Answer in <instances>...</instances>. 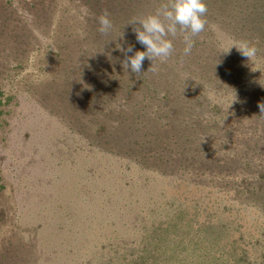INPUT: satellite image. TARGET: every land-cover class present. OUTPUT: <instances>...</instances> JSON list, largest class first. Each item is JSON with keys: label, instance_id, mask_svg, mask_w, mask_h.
<instances>
[{"label": "rangeland", "instance_id": "374dc122", "mask_svg": "<svg viewBox=\"0 0 264 264\" xmlns=\"http://www.w3.org/2000/svg\"><path fill=\"white\" fill-rule=\"evenodd\" d=\"M132 1L0 0V264H264V0H204L143 75L118 47L166 0Z\"/></svg>", "mask_w": 264, "mask_h": 264}, {"label": "clouds", "instance_id": "9594fccd", "mask_svg": "<svg viewBox=\"0 0 264 264\" xmlns=\"http://www.w3.org/2000/svg\"><path fill=\"white\" fill-rule=\"evenodd\" d=\"M208 8L204 0H166L155 12L141 18H134L129 24L134 25L133 32L136 40L145 46L146 51L134 49L132 45L127 48L119 46L124 53L122 67L131 70V73L141 74L143 62L147 58L151 61V67L147 71H154L153 63L157 59L167 60L173 52V39L182 36L184 42V55H190L194 46L193 37L205 30L208 23L206 14ZM98 31L102 35H108L114 25L107 12L98 18ZM237 47L241 55L250 60L256 56L257 48L248 41H242ZM264 112V104L260 105Z\"/></svg>", "mask_w": 264, "mask_h": 264}, {"label": "trees", "instance_id": "16d2710c", "mask_svg": "<svg viewBox=\"0 0 264 264\" xmlns=\"http://www.w3.org/2000/svg\"><path fill=\"white\" fill-rule=\"evenodd\" d=\"M131 2H133L132 0H131ZM205 2V1H204ZM136 4L137 3H133V9H136ZM119 11H120V13L122 12V8H120L119 9ZM136 14H135V18H141V17H144L145 15H143V13H142V10L140 9L138 12H135ZM264 19V13H263V15L260 17V19H259V21L260 22H262V20ZM113 25H114V27H113V29L111 30V32L112 33H115V32H118V31H116V29H118V30H121L122 31V33H125L127 30H125L126 28H128V27H133L132 25H129L128 23H121V24H119V23H117V22H114L113 23ZM258 29H260V27H255L254 28V30L253 29H249L251 32H256ZM115 30V31H114ZM245 33H249V31H246ZM264 36V35H263ZM141 75H143V73L141 74ZM131 84H133L132 82H131ZM131 85H130V83H129V87H130ZM151 86V85H150ZM134 88V87H133ZM128 91H130L129 89H128ZM253 92H255V97H252L251 95H248V98L250 99V100H255L256 99V97H257V93H256V91H255V89L253 88V90H252ZM261 98H264V94H261ZM262 140L264 141V137L262 138ZM258 144H260L259 143V141H255V144H252V145H249L248 147H249V149L248 150H250V151H254L255 149H256V147H257V145ZM260 145H264V144H260ZM263 148H264V146H263ZM257 150V149H256ZM258 151V150H257ZM263 152H264V150H263ZM241 154L242 153H239L238 152V156H241ZM216 163V164H215ZM221 164V162H219L218 163V161H211L210 163H209V161L207 160V162H205V166H212V167H209V168H213L214 169V167H217L218 169H214L215 171H217L218 173H221V172H223L222 171V169L220 168V165ZM219 166V167H218ZM228 173H230V172H232V171H227ZM254 179H256V178H252V180L251 181H248L247 180V178H244L243 179V181L241 182V185H240V187L243 189L242 190V194L241 195H243V193H244V191L245 192H247V193H249L250 195H254L255 197H257V198H259V199H262L263 201H264V179L262 178V179H260L259 181H257V180H254ZM241 193V192H240Z\"/></svg>", "mask_w": 264, "mask_h": 264}]
</instances>
